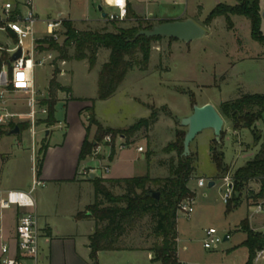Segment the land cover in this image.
Segmentation results:
<instances>
[{"label": "rangeland", "instance_id": "1", "mask_svg": "<svg viewBox=\"0 0 264 264\" xmlns=\"http://www.w3.org/2000/svg\"><path fill=\"white\" fill-rule=\"evenodd\" d=\"M178 1L179 4L174 5L172 0H130V9L136 17L149 18L154 25L165 20L189 18L205 29V35L189 43L167 37L152 42L147 68L139 70L134 67L129 70L115 93L107 100L96 98L97 74L109 54L105 48L98 51L95 65L91 70L86 60H62L55 49H50L55 57L52 67L34 69V83L40 97L43 98L42 102L50 99L47 86L52 73L56 70L53 76L56 82L66 90L70 89L73 99L84 100V108L93 103L95 118L104 127L126 128L137 119L146 118L150 112L149 106L159 109L166 107L167 111L171 112L169 116L166 111H161L156 124L132 137V145L124 150L129 156L123 163V165L128 163L127 171L124 173L126 176H141L147 172L152 178L167 176V169L157 165V161L167 159L169 154H164L162 149L174 139V131L176 129L186 131V128L179 126V121L191 114L194 105L211 104L217 109L221 103L234 100L242 94H264V47L251 38L249 20L243 16L232 15L231 27L222 16L209 24L205 23V18L216 4L234 5L235 0H187L186 4L180 3L184 0ZM98 4L102 5L104 12L108 14L113 12L112 8L103 5V0H34V10L40 20L36 24L37 33L38 35L43 33L44 24L41 21L58 17L71 20L80 30L106 28L115 31L112 24L101 17L97 10ZM258 6L260 12L264 13V0H259ZM127 16L124 22L114 23L115 27H130L136 24L135 19L128 14ZM259 29L264 36V19H261ZM63 31L61 30L58 37L53 40L59 47L65 39ZM0 45L12 48L15 42L0 31ZM24 47L28 49V41H24ZM72 53L73 48H69L68 54ZM69 96V91L56 93V123L48 129L50 135L46 140H44L46 126L42 124L36 126L37 150L42 141H48L50 144L61 143L66 130L62 101L67 100ZM15 105L22 107L20 101H16ZM79 119L87 125L85 110H81ZM255 127L264 135V112ZM94 130L92 127L90 131L92 136ZM222 130L224 162L228 165L225 177L228 176V181L224 179L225 177H217L215 166L210 159L209 144L214 139L213 132L205 129L191 142L190 152L197 155L194 178L187 183L189 190L194 193L193 212L189 217L178 213L176 226L180 238L178 246L188 248L184 253L187 264H243L247 257L246 250L234 249L245 236L243 232L237 230L239 223L249 217L253 218V224L258 226L264 218V207L260 212H256L255 203L260 201H255L253 195L257 193L259 186L253 182L242 187L241 193L237 194L238 205L226 212L223 196L228 184L233 183L231 174L251 159L258 147L252 144L249 129L243 128L234 133L229 121L225 120ZM30 135V129L27 127L21 130L19 135L3 136L0 147L1 145L6 147L9 141L15 145L21 142L20 152L15 153L20 168L19 175L21 181H28L31 185V167L36 166L38 157L36 160L33 157L32 161ZM118 141L115 138V151L118 150L116 149ZM102 144V153H107L109 148ZM136 147H142L144 156L151 153L148 164L136 151ZM91 156L92 154L89 157ZM89 157L80 164L79 172L83 168L94 166L96 177L107 176L108 173L103 170V166L108 162L103 161L96 166ZM229 166H232L231 172ZM197 178L205 180L203 187L197 186ZM209 181L214 182L212 187H208ZM87 186L90 187L89 184H85L83 190L78 191L75 185L69 183L59 185L45 183L43 186H37L32 196L37 201L38 209L42 211L44 209L51 215V222L58 224V218H62L65 211L74 204L78 193L81 196L80 205H88L91 202L92 196ZM109 189L115 195L123 193L122 189L112 186ZM81 213H87V206ZM63 221L68 222L66 219ZM152 227L149 217H145L132 228H127L118 244L126 250L151 247L155 241H159L153 237ZM210 227L214 228L220 237L230 232V239L222 241L215 249H204L202 246L204 231ZM111 257L112 254L106 255L104 260L116 264H139L142 261L140 253L125 250L115 254L116 258ZM257 264H264V258Z\"/></svg>", "mask_w": 264, "mask_h": 264}, {"label": "trees", "instance_id": "2", "mask_svg": "<svg viewBox=\"0 0 264 264\" xmlns=\"http://www.w3.org/2000/svg\"><path fill=\"white\" fill-rule=\"evenodd\" d=\"M258 2L259 0H235L234 5L218 3L205 18V23L209 24L215 18L222 16L227 25L231 27L230 16H243L249 20L251 38L264 47V36L259 29L262 18ZM127 14L135 19V25L115 27L114 23L116 22H110L115 31H109L106 28L80 30L73 25L71 20H66L63 22L65 39L61 47L57 46L50 38H44L39 43L45 44V49L57 50L59 58L62 60H86L90 70L95 65L98 51L101 48L107 49L109 51L108 58L98 71L96 81V98L107 100L115 93L129 70L134 67L139 70L147 68L152 42L163 38L136 36L139 30L151 29L154 23L136 17L130 9V4L127 7ZM40 48L44 49L42 46ZM69 48H73L72 55L68 54ZM3 61L8 63V57L4 53L0 58V68ZM55 71L47 86L50 99L42 102L47 107V115L40 123L47 128L56 123V93L69 91L56 82L53 77ZM148 108L150 112L146 118L137 119L126 128L115 129L104 127L98 122L94 115L93 103L89 107L83 108L82 110L87 113V125L78 153V163L93 153L95 145L100 144L106 134H111L113 139L116 136L122 137L123 144L127 145L132 143V137L136 133L150 129L158 121L161 111H166L171 116V112L167 111L166 107L159 109L149 106ZM217 111L224 120L229 121L233 131L249 129L253 139L252 144L258 147L254 156L231 174L233 181L231 197L226 202V212H228L238 205L237 194L239 195L242 187L250 182H255L259 186L257 193L253 195L255 201L264 198V135L255 127L264 112V94H242L234 100L221 103ZM17 127L22 130L27 128L28 124H17ZM92 127L95 130L90 138ZM184 135L185 131L176 129L173 135L174 139L162 149L164 154H172L167 159L158 162L160 166L167 169L165 177L152 178L147 172L141 176L120 179L102 177L90 179L94 190V200L87 206V213L78 212L75 219L84 217L93 221L94 227L88 237L89 258L92 264H97L98 252L122 249L123 247L118 243L126 229L132 228L145 217H149L153 224L151 230L153 237L159 240L150 247L153 260L159 264H179L176 256L177 206L181 201L194 197V193L189 190L187 183L194 178L195 163L197 162L195 153L190 152L187 157L181 156ZM223 136L224 131L222 130L219 141L212 139L209 144L210 159L215 166L217 177L221 178L225 177L228 172L222 150ZM46 149L47 145L43 144L40 147L41 158L36 164L37 173ZM114 154V146H111L109 158L111 159ZM150 155L151 153L145 155L147 164ZM111 186L122 189L123 193L113 194L109 189ZM148 191L157 192L158 199L146 195ZM238 230L245 234V240L240 245L247 249L248 257L245 264H253L256 251L264 248V234L252 231L247 218L240 222Z\"/></svg>", "mask_w": 264, "mask_h": 264}, {"label": "built area", "instance_id": "3", "mask_svg": "<svg viewBox=\"0 0 264 264\" xmlns=\"http://www.w3.org/2000/svg\"><path fill=\"white\" fill-rule=\"evenodd\" d=\"M187 0L180 3L186 4ZM174 5L179 4L178 0H172ZM130 0H103V5L113 9V12L106 14L108 22H123L127 19V7ZM146 19V18H144ZM69 20L58 17L52 20L41 21L44 24L42 35H38L36 24L40 22L35 10L34 0H0V31L15 42L14 47L7 48L0 45V58L2 54L8 57V63L2 62L0 68V125L25 122L30 129L31 138L36 134V126L47 115V107L42 103L34 83V69L36 67L53 66V49H45L46 45L39 43L44 38L56 39L63 28V22ZM146 20H150L147 18ZM64 33V31H63ZM24 41H28V49L24 47ZM42 46L41 49L40 47ZM20 56L15 60H10V56L17 50ZM42 98V99H41ZM16 101H20L23 111L17 109ZM119 141L116 149L120 150L125 145L120 136H116ZM115 138L111 134H106L101 143L109 148L115 146ZM101 143L95 145L92 156L101 150ZM138 152H142V147H137ZM108 154V156H109ZM95 168L82 169L79 173L81 177L87 179L91 173H95ZM107 173L108 166H103ZM228 181V176L224 178ZM198 187H203L205 180L197 178ZM44 183L36 176L32 177L28 191L8 190L0 192V220L2 212L12 207L24 210L15 225V242L11 249L9 243L2 237L0 229V264H37L40 256L39 251V229L38 217L34 212L35 201L32 192L37 186ZM231 197V185L228 184L223 201L226 203ZM256 204V212L262 210L261 202ZM193 212L192 198L181 201L177 206V214L185 216ZM227 239L229 235L226 234ZM224 237V236H223ZM223 237L217 234L214 228L204 231L202 246L204 249H215L223 241ZM264 258V248L256 251L253 264H257Z\"/></svg>", "mask_w": 264, "mask_h": 264}, {"label": "crops", "instance_id": "4", "mask_svg": "<svg viewBox=\"0 0 264 264\" xmlns=\"http://www.w3.org/2000/svg\"><path fill=\"white\" fill-rule=\"evenodd\" d=\"M69 94L70 96L68 97V99L62 101L64 104L63 120H64V126L66 127V130L63 135V139L61 143H55V144H50L48 141L45 142L42 141L40 147L44 144L47 145V149L42 158L38 173L36 166L32 165L31 178L33 176H36L44 184L45 183L58 184V185L62 183L73 184L78 188V191H82L84 185L89 184L90 187L87 186V189L89 188L90 195L92 196V200L88 204L90 205L94 200L93 185L90 182V179L88 178L84 179L79 174L80 173L79 166L84 160L78 163V153L85 135V125H86L85 123L80 121L79 115L81 110L85 107V101L73 99L72 92L70 89H69ZM17 109L21 110L23 108L18 107ZM24 123L25 122L0 125V141L3 140L4 138L3 136L19 135L21 130H19L18 133H12L11 131L14 129L15 126H17V124H24ZM50 127L48 128L45 127L44 140H46V138H48L50 135V131L48 130L50 129ZM233 132L238 133V131H233ZM35 137L32 139L30 135L32 161H33V157H35V160L37 159V157L38 159L41 158L39 153L40 147H38V150L36 149L37 143ZM89 137L90 138L92 137L91 133ZM20 143L21 142H18V144L15 145V143H10L9 141V144L6 147H3L2 145L0 147V192H4L8 190L28 191L30 188V184L28 181L26 182L21 181V177L19 175L20 168L18 163L16 162L15 153L20 152ZM131 145L132 143L127 144L122 149L115 151V154L112 156L111 159L108 156L109 150L107 153H102V150H100L97 154L89 157V159L93 163H95L96 166H98L100 162L103 161L108 162V164H106V166L109 167V170L107 172L108 174L107 176H102V178L120 179V178L130 177L124 174L125 171H127L126 165L128 163L126 165H123V163L125 160L129 158V156L124 153V150ZM136 151H137V147H136ZM139 153L141 154V158L145 159V156L142 154V152ZM171 155L172 154H169L168 157H170ZM163 160L164 159L158 160L157 165H159L158 163L159 161H163ZM89 168H94V166L86 167L83 169L88 170ZM231 171H232V166H229V172ZM93 174L94 177H96L95 173ZM80 198H81L80 193H78V196L76 197L74 204L67 211H65L64 216H62V218H58L59 221L58 224H53L51 222L52 217L48 212H45L44 209L43 211L42 209H38L37 201L34 198L35 201L34 212L37 214L38 217V229L40 234L39 237L40 256L37 261V264H92V261L89 258L90 250H89L88 237L91 234L94 225H93V221L89 218L75 219L76 213L83 211V209L86 206H88V205H84V206L80 205ZM258 201L263 203L262 204V208H263L264 198L259 199ZM22 212H24V210L17 209L14 207L2 212V218L0 220V229L2 231L3 239L9 243L11 249L14 247V242H15V225L17 223L19 215ZM246 218L248 220L249 227L252 231L264 234V229L262 230L260 228V227H264V218L262 219L261 223L258 224V226H255L253 224L252 222L253 218L251 219L249 217ZM63 219L68 220V222L63 221ZM227 234L229 235V238L226 241H228L231 236L230 232H228ZM244 240H245V236L244 239L238 244V246H235L234 249L243 248L244 250H246V254L248 257L247 249L243 246H240ZM179 241L180 238L177 232V252H176L177 261L179 264H187V259L186 257H184V253L187 252L188 248L186 246L179 247L178 246ZM124 250L129 252L140 253L142 261H140L139 264H159L158 262H155L153 260V254L150 251V247H146V246L138 247L134 250L133 249L126 250V248H124L114 251L98 252L97 264H116L115 262L107 263V261L104 260L106 258V255L111 256L112 254L113 257L111 258H116L115 254L123 252ZM247 257L243 264H245Z\"/></svg>", "mask_w": 264, "mask_h": 264}, {"label": "water", "instance_id": "5", "mask_svg": "<svg viewBox=\"0 0 264 264\" xmlns=\"http://www.w3.org/2000/svg\"><path fill=\"white\" fill-rule=\"evenodd\" d=\"M97 10L101 13V17H106V12L103 11L101 4L97 5ZM261 18L264 19V13H261ZM205 29L195 23L193 20L187 18L184 20L174 19L165 20L163 22L153 25L151 29L139 30L136 36H145L147 38L152 37H167L175 40L189 43L191 41L202 38L205 35ZM20 56V50L10 56V60H15ZM224 124V119L219 114L217 109L211 104H204L202 106L194 105L190 115L182 118L179 121V126L186 128L185 135L182 142V157H187L190 154V143L194 140L196 135L205 129H210L213 132L214 140L219 141L220 133ZM12 133H18L17 126L11 131ZM94 174L91 173L88 179H92ZM208 187L214 185L213 181L208 182ZM146 195L158 199L159 194L157 192L148 191ZM227 240V236L224 235L223 241Z\"/></svg>", "mask_w": 264, "mask_h": 264}]
</instances>
